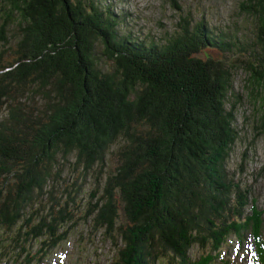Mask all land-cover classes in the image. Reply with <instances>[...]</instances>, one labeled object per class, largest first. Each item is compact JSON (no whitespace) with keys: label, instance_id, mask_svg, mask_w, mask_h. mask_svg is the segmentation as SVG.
<instances>
[{"label":"trees","instance_id":"1","mask_svg":"<svg viewBox=\"0 0 264 264\" xmlns=\"http://www.w3.org/2000/svg\"><path fill=\"white\" fill-rule=\"evenodd\" d=\"M244 4L264 30V0ZM118 25L92 1L0 0V254L35 244L40 260L63 242L73 211L51 182L63 172L59 157L73 158L85 176L116 146L86 213L119 242L111 264L164 256L167 264H211L212 255L190 261V248L210 243L216 251L241 230L250 232L254 262L264 264V208L252 200L245 215L249 190L225 170L238 136L236 103L226 108L232 71L199 56L232 42L217 43L188 16L159 43L122 35ZM249 71L257 100L264 70Z\"/></svg>","mask_w":264,"mask_h":264},{"label":"rangeland","instance_id":"2","mask_svg":"<svg viewBox=\"0 0 264 264\" xmlns=\"http://www.w3.org/2000/svg\"><path fill=\"white\" fill-rule=\"evenodd\" d=\"M87 1H92L101 10L109 12L113 19L119 22L117 29L122 35H130L138 41L159 43L167 34L177 30L181 18L188 16L193 23L203 21L217 43L220 38L232 42L228 43L229 46L224 50L218 47L206 48L199 56L221 60L232 71V90L228 93L226 108L230 109L233 101L236 103L233 109L234 127L238 136L225 162L227 179L249 190V205L244 211L245 215L249 213L252 200L256 201L257 208L263 209L264 83L260 99L254 100L247 89V78L252 67L264 70V41L260 42L264 30L260 27L261 23L257 17L242 10L247 0ZM12 33H16L15 27L8 31L10 44L14 43ZM1 49L4 47L0 44V51ZM100 52L101 49L97 46L96 57H102ZM5 114L6 111L2 109L0 118ZM116 148L112 146L106 153L104 163L95 166L85 176L80 173V168L73 166V158L64 161L59 157L63 172L51 182L58 188L59 193H62L56 196L63 195L62 200L73 204L66 208L69 213L73 211L71 220L61 229L66 230V239L41 258L42 260L36 258L38 255L35 254V244L33 249L13 250L9 247L0 254V264H111L116 257L115 243L119 245V242H114L113 237L110 239L103 235V229H96L92 216L86 213L90 210V203L101 196L103 178L115 164L111 152ZM73 184L80 185L75 193L72 191ZM70 191L72 192L68 195ZM43 194V205L48 207L51 202L48 190ZM38 200L39 198L36 202ZM18 228L19 225H15L9 235L14 237ZM252 251L250 232L241 230V239L231 233L216 251L212 250L210 243L204 244L203 247L195 244L190 248L188 255L192 262L200 257L212 255L214 259L211 264H253ZM154 264H167V256L156 259Z\"/></svg>","mask_w":264,"mask_h":264}]
</instances>
